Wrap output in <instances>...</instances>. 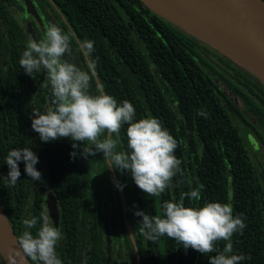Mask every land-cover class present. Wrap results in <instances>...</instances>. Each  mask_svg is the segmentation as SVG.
Listing matches in <instances>:
<instances>
[{
	"label": "trees",
	"instance_id": "trees-1",
	"mask_svg": "<svg viewBox=\"0 0 264 264\" xmlns=\"http://www.w3.org/2000/svg\"><path fill=\"white\" fill-rule=\"evenodd\" d=\"M69 2L68 19L78 40L94 42L91 58L96 64L97 76L91 82V94L103 91L112 95L118 104L129 101L136 109L134 120L157 118L178 145L175 155L181 160V172L173 177L169 188L159 197L142 192L126 172L120 179L123 189L119 188L120 184L117 186L127 211L125 220L130 224L131 237L137 247L136 253L130 255V264H138V257L140 264H209L208 256L221 252L228 242L233 245L231 254L246 257L240 264H264V160L254 161L246 133L247 127L253 128L264 147V99L257 94L255 98L251 97L241 87L252 92L253 79L262 86L264 84L227 57L149 10L140 0ZM72 45L87 70L76 41ZM208 54L216 55L227 71L209 60ZM0 71V203L19 237L25 231L22 221L32 216L39 219L42 212L36 209L39 202L36 203L34 198L29 214L22 215L27 203L25 189L31 190V183L21 161L18 164L20 179L15 186H10L5 179L9 169L4 161L10 149L28 146L26 119L32 108L44 109L41 97L32 105L23 97L34 92L43 97L47 95L50 100L51 90L46 86L44 93L40 89L34 91L37 74L33 79L27 76L29 88L18 83L16 79H23L22 68L11 67L6 73ZM233 98L241 101L242 108ZM126 127L121 129V144L117 151L126 149ZM72 143L69 139L36 143L50 174L49 185L60 202L69 240L77 236L83 210L96 208L95 224L103 223V199L81 194L82 186H87L89 180L98 184L87 175L80 176L78 155L74 159L69 155L73 151ZM99 159L102 160V154ZM99 171L97 174L101 178L105 171L102 168ZM200 185L204 186L201 199L190 201L186 197L185 206L230 203L233 216H240L245 224L230 241L217 242V252L204 256L190 248L185 250L166 237L148 241L140 234L137 224L140 218L133 214L134 211L144 210L149 216L162 215L164 202L179 201L182 193ZM120 200L117 226L121 225L127 237ZM30 231L35 234L36 229ZM98 234L94 239V254L102 247V235ZM73 248L70 242L66 255L59 257L62 264H76Z\"/></svg>",
	"mask_w": 264,
	"mask_h": 264
},
{
	"label": "clouds",
	"instance_id": "clouds-1",
	"mask_svg": "<svg viewBox=\"0 0 264 264\" xmlns=\"http://www.w3.org/2000/svg\"><path fill=\"white\" fill-rule=\"evenodd\" d=\"M73 39L71 31L65 32L52 23L46 26L43 39L30 38L22 52L20 68L32 78L34 73H41L43 69L51 90L48 106L43 110L32 108L31 129L42 142L71 140L73 151L70 158L77 157V150L85 159L101 153L107 168L130 174L142 192L159 197L169 188L173 177L181 172V160L175 155L176 139L155 117L134 120L136 109L129 101L118 104L112 95L103 91L91 94V82L97 76L96 64L91 58L94 42L76 41L85 58V70L64 59L66 54L72 55ZM97 87L102 88V85ZM124 125H127V146L124 151H117ZM21 161L31 181L44 183L41 172L35 168L38 157L26 147L10 149L5 157L4 163L9 169L5 179L10 186H15L20 179L18 164ZM123 187L119 185L121 190ZM203 187L200 185L182 193L179 201L164 202L162 215L149 216L144 210L134 211L133 214L140 218L137 223L140 234L148 241L166 237L177 242L179 247L190 248L204 256L217 252V242L230 241L245 224L240 216H233L230 203L206 202L197 207L185 206L186 197L190 201L201 199ZM22 223L25 231L16 239L19 251L9 250L8 264H15L16 257L21 254L31 264H62L57 244L63 239V233L50 220L47 209L39 219L32 216ZM31 229H36L35 234ZM232 251L233 245L226 243L221 252L208 256L209 264H240L246 259L242 254H231Z\"/></svg>",
	"mask_w": 264,
	"mask_h": 264
},
{
	"label": "flooded vegetation",
	"instance_id": "flooded-vegetation-1",
	"mask_svg": "<svg viewBox=\"0 0 264 264\" xmlns=\"http://www.w3.org/2000/svg\"><path fill=\"white\" fill-rule=\"evenodd\" d=\"M69 1L70 0H0V70H3L4 73H6L11 67L12 69L21 70L19 59L22 55V52L25 50L29 39L32 38L37 41L43 39L46 26L49 24L55 23L65 32L71 31L74 38L73 41H78V34L75 32L68 19L70 16ZM76 52V48L74 47V45H72V55L68 56L66 54L64 56V59L69 60V62L75 63L78 67L85 69L81 58L76 54ZM214 56L217 57L216 55ZM214 62L218 63L221 66V69L227 71V68L224 66L223 62L219 60V58ZM42 70L41 73H34V75L37 74L38 76L35 80L34 91L40 89V92L44 93V87L50 85H48L46 74L43 73L42 75ZM27 76L28 75L24 72L23 79L18 78L16 79V81L25 85L26 88H29L30 79H27ZM253 80L255 81V84L258 85V87L255 86V84L250 85L253 90L252 92H249L246 87H241L245 91H247L251 97L255 98V94H257L264 99V86H262L257 80ZM38 97H41L43 108L49 105L50 100L47 95H44L43 97L33 92L31 95L26 94L23 98H25L26 103L28 101H31L30 104L32 105ZM26 124V135L28 138V146L26 147H29L38 157L39 162L35 165V168L39 172H41L44 183L31 181L30 178L26 175L27 180H29V183H31V190L25 189V192H27L25 201L27 203L25 204V207H23L22 215L24 214L25 216L29 214L32 204L34 203V198L36 203L37 201L39 202L38 204H36V209H40L41 212H43L46 208L47 214L49 215L46 200L48 194L52 193L56 200V207L58 210V222L56 226H58L63 233V239L57 244V253L59 257L61 256V254L66 255L69 243L72 242V244L74 245L73 256H75L76 264H130V255L132 252L136 253L137 247L131 237L130 224L126 222L127 220H125V218H128L126 207L122 202L119 191L117 193V182L113 180L114 176L117 174V171H113V169L107 168L106 161L104 159H99V161H101L99 163V166L105 171V174H103L100 178L97 174V168H99V166L95 167L93 162L92 169L94 170V173L96 175L95 177L98 178L99 181L97 179H94V177L91 179H94L98 185L94 184V186H96L95 191L91 190L90 188L88 191H86L85 188L94 183L93 180H89L87 186H84L82 184L83 186L81 188V194L83 195L84 193H87L92 195L93 199H95L94 197L96 196L103 199V223L95 224V212L98 211L96 208L93 207L91 208L92 210L89 209L86 210V212L83 210V214H81L80 221L78 222L79 226L77 229V236L75 239L69 240L66 237L67 229L64 227V222L62 221L63 215L60 202L51 186L49 185L50 174H48V172L46 171L45 161L44 158L41 157L40 150L36 149V143L40 142L41 145L42 141H40V139L36 137V135L38 134L31 129L30 116L26 119ZM247 136L248 140L250 141L252 137L249 136V134H247ZM35 140H38V142H35ZM41 151L43 152L42 148ZM77 155L79 158L78 161L80 167L79 174L83 178L84 175H86V168L81 163V158L78 150ZM98 155L99 154L97 153L93 157V160ZM106 177L108 178V180H106ZM99 182H101L107 190V195L104 197H107L109 199V206L105 205L104 198L103 196H101L102 194H98V191L101 190ZM119 184L121 185V183ZM119 200L121 203L123 214L121 215L124 218L123 226L127 232V237L124 236L121 225L119 227L117 226V224L120 223V214L117 210ZM32 210L34 211L35 209ZM104 215L107 216L108 220V230L110 232L109 242L107 241V230L104 227ZM49 218L51 221H53L50 215ZM99 232L100 235H102V247L98 254H94V241L99 236Z\"/></svg>",
	"mask_w": 264,
	"mask_h": 264
},
{
	"label": "water",
	"instance_id": "water-1",
	"mask_svg": "<svg viewBox=\"0 0 264 264\" xmlns=\"http://www.w3.org/2000/svg\"><path fill=\"white\" fill-rule=\"evenodd\" d=\"M140 1L149 10L227 57L264 84V0ZM46 202L49 215L57 225L58 210L52 193L48 194ZM104 223L109 242L106 215ZM16 239L0 203V256L4 264H8L10 249L19 251ZM15 264H31V261L21 254L16 257Z\"/></svg>",
	"mask_w": 264,
	"mask_h": 264
},
{
	"label": "rangeland",
	"instance_id": "rangeland-1",
	"mask_svg": "<svg viewBox=\"0 0 264 264\" xmlns=\"http://www.w3.org/2000/svg\"><path fill=\"white\" fill-rule=\"evenodd\" d=\"M206 56L210 60H213V61H217L218 60V58L213 56V55L208 54ZM233 100L239 107L242 108L240 100H237L236 98H233ZM255 124H256V127L258 129L262 130V128L260 127V125L258 123L255 122ZM246 133L249 134V136L252 137V139L250 141L247 140V143H248V149H249L254 161L257 162V163L258 162H262L264 160V147H263L261 141L259 140L258 136L256 135L255 130L253 128H251V127H247ZM98 154L99 155L94 160H93V156H89L87 159H85V158H83L81 156H80V158H81V163L86 168V175L88 176V178L91 179V178L94 177V179H97L99 181V179L95 177L96 175L94 173V170L92 169L93 162L96 163L95 164L96 167H97V165L99 166V163L101 162V161H99V156H100L101 153H98ZM106 165H107V163H106ZM100 169L101 168L99 166L98 173H99ZM113 171H115V170H113ZM117 174L114 176L113 180L117 182V185H119L120 179H122L123 173L117 172ZM99 183H100V187H101L102 193H101V190H99L98 194L99 195L102 194L101 196H103V198H104L105 205L109 206L110 205L109 199L107 197H104V196L107 195V190L105 189V186L101 182H99ZM89 188L91 190L95 191L96 186H94V183H92V184H90V186H87L85 188L86 191H88ZM0 264H4V261H3L1 256H0Z\"/></svg>",
	"mask_w": 264,
	"mask_h": 264
}]
</instances>
